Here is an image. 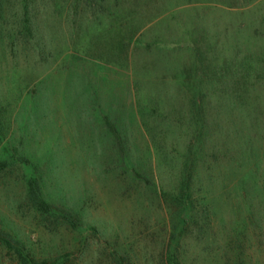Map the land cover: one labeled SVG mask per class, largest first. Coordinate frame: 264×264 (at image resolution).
<instances>
[{
	"label": "rangeland",
	"instance_id": "1",
	"mask_svg": "<svg viewBox=\"0 0 264 264\" xmlns=\"http://www.w3.org/2000/svg\"><path fill=\"white\" fill-rule=\"evenodd\" d=\"M238 2L0 0V132L7 144L0 142V160L7 162L0 168V228L38 257L63 258L61 264H117L120 256L124 264H167L163 245L172 233L185 264H264V118L257 113V104L264 109V79L246 80L232 103L223 94L217 100L223 117L207 115L196 221L175 230L177 217L154 188L176 185L182 163L169 159L191 137L177 115L187 109L177 79L190 60L189 50L177 47L187 46L186 34L204 30L210 39L218 31L221 52L232 39L248 42L253 56L263 50L264 0ZM24 14L40 48L22 31ZM144 23L148 31H138L139 42L130 45V28ZM101 67L114 70L105 71L111 91H125L126 82L136 86L138 97H124L130 109L120 112L117 126L142 177L120 161L113 135L96 115L92 93ZM134 104L147 113L138 118ZM24 159L36 164L48 200L78 210L82 227L42 217L29 203ZM0 264H20L2 243Z\"/></svg>",
	"mask_w": 264,
	"mask_h": 264
},
{
	"label": "trees",
	"instance_id": "2",
	"mask_svg": "<svg viewBox=\"0 0 264 264\" xmlns=\"http://www.w3.org/2000/svg\"><path fill=\"white\" fill-rule=\"evenodd\" d=\"M219 1L227 7H232L233 5L239 3L238 0ZM250 3H255V6L261 4L259 0H245V2H243L244 5ZM203 5H206V3H203ZM252 9H254V7ZM29 21V16L24 14L22 31H25L29 38L32 37L33 40H35V46L40 48L42 45L40 37L33 34ZM260 22V28L264 32V16H262V18L260 17ZM242 23L246 24L245 26L250 24L245 22V20ZM149 26L150 25H147V23H144V26L141 25V27L139 26V28L136 30L130 28L128 35V39H130L129 44L131 45L134 42H139V39L135 38L137 32L143 29V31L146 33L149 29ZM228 29L229 27L224 30V35H227L229 32ZM197 31L198 30H195V32ZM193 32L194 31H190L186 34L185 39L187 40V46L182 43L177 46L178 48L182 49L186 48L190 52V56H188V59H190L189 62L184 59L186 63L183 62V67L180 69V72L177 73V79L182 87L180 94L183 99L186 98L187 100V109L183 111L181 107L180 111H177V115L180 114L182 119L184 118L183 121L188 126L187 128L189 131V136L191 134V137H189V142L186 144V147L183 148L182 153L180 152V154L175 156V158L169 159V161L180 160L182 163V166L176 175V185L173 187V189L167 190H165L161 184L159 186L155 184L154 187L159 198L165 204L167 212L175 214L177 217V224L175 225L176 227L174 226L173 228H175V230L179 229V233H182L185 229H187L190 221H196L195 219L201 212L197 201L198 199L195 195H197L199 192L196 184L202 180L199 169V164L203 162V160L200 158V146L203 141V132H206V130L209 129L207 115H211V113H213L217 117L222 116V107L220 106L219 102H217V100H220V97L223 94L225 97L228 96L232 103V98L239 97L240 99V96L242 97L246 80L251 81L253 78L264 79V46L262 51L259 48V51H256V55L253 56L254 50L249 47L250 45H247L248 42H239L238 39H232L225 41L226 53L221 52L220 43H222V41L220 42V38H218V31L215 30L217 34L214 32L212 34L213 38L210 39L204 30L202 31V34L197 36L195 35L196 37H194ZM172 44L175 45V41H173ZM128 45L127 47H129ZM246 49L251 50L246 51ZM254 65H257V72L253 70V68H255ZM222 85H226L229 88L226 90ZM128 86L129 94H133L135 97H138L134 83L128 82ZM92 98L93 105L97 107L99 104L98 101L100 100L99 96H97V91L92 93ZM112 99L119 105L122 100L118 95H115V93L112 96ZM257 108V113L262 115L264 118V109L258 104ZM2 109L5 110L4 107H2ZM134 109L138 118L140 115L142 116V114L147 113L146 109L141 107V105L139 107L137 104H134ZM97 111L98 115H100L101 118L106 121L105 126L113 135L114 142H116V145L119 148L120 161L126 164V167L130 171L133 170L136 175L142 177V175H139L136 170H134V164H132L131 160L129 159L130 156L128 155L130 150L127 149L126 151L127 143H125L120 137L117 123L110 122L108 120L109 116L102 112L104 111L103 109L101 110L98 108ZM117 111L118 109L115 110V114L112 116L114 119H116L118 116L116 115ZM143 126H146L144 121ZM0 133V142H3L4 145H7L4 141V133ZM154 143L155 142L153 140V144ZM158 143L160 144V149L163 147L165 139H159ZM158 143H155V146ZM247 146H249V144ZM24 160L26 161V164L23 163L24 166L30 167L29 170L31 172L29 177L26 179V198L29 203L37 211H39L42 217L48 216L54 218L61 221L65 225H70L72 229L75 230H77L79 227H82L79 220L80 212L64 204L56 205L50 202L44 195L41 187L42 185L37 179L39 170L36 164L27 159ZM157 161H162L161 156L157 158ZM6 165V160H0V168H4ZM250 210L251 209L249 208V211ZM249 219L251 221V217ZM179 241V235L172 233L171 237L167 238L166 244L163 245V257L166 259L167 264H185L180 258V251L178 249ZM0 243L6 246L9 251L14 254L15 259L20 264H61L63 260L62 258V260L59 261L58 259L52 258L48 255L38 257L32 250H28L17 234L8 230L6 231L2 228H0ZM117 262V264H124V257L120 256L119 261Z\"/></svg>",
	"mask_w": 264,
	"mask_h": 264
},
{
	"label": "crops",
	"instance_id": "3",
	"mask_svg": "<svg viewBox=\"0 0 264 264\" xmlns=\"http://www.w3.org/2000/svg\"><path fill=\"white\" fill-rule=\"evenodd\" d=\"M99 69L97 68V72H98V75L101 76V78H98V80H99V82H98L99 87H97V96H99V99L100 100L98 101L99 104H98L97 107L99 109H101V110L102 109L104 110L102 112H104V114L106 113L105 115L109 116L108 117V120L110 122H112V123H119L120 120L117 119V118L114 119L112 116H113V114H115V110L116 109H118L116 115H119L120 112H123L124 111V108H126L127 110L130 109V107L128 106V101L125 104V99H124V97H125L126 99L129 98V100H130L128 82L125 83V88H126L125 91H122V90H120L118 92L111 91L112 89L115 88V86L113 85V83L110 82V78L105 75V74H107V72H105V71H107V70L114 71L113 68H107V67L102 68L101 67V69L100 70ZM121 85H122V83H121ZM114 93H115V95H118L122 99L121 100V103H123V104L120 103V105H119L118 103H116L115 101H113L112 96L114 95ZM102 97L104 99H101ZM103 100H104V103L102 102ZM95 112H96V115L99 116L100 122L102 123V125H103L102 127L104 128V130L105 131L108 130L107 127L105 126L106 121H104L101 118V116L98 115V111H95ZM118 130H119V128H118Z\"/></svg>",
	"mask_w": 264,
	"mask_h": 264
}]
</instances>
